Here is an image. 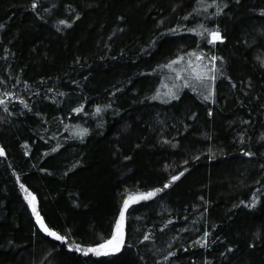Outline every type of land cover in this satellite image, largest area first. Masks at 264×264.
Masks as SVG:
<instances>
[{"label":"trees","instance_id":"obj_1","mask_svg":"<svg viewBox=\"0 0 264 264\" xmlns=\"http://www.w3.org/2000/svg\"><path fill=\"white\" fill-rule=\"evenodd\" d=\"M0 150V264H264V0H0Z\"/></svg>","mask_w":264,"mask_h":264},{"label":"rangeland","instance_id":"obj_2","mask_svg":"<svg viewBox=\"0 0 264 264\" xmlns=\"http://www.w3.org/2000/svg\"><path fill=\"white\" fill-rule=\"evenodd\" d=\"M216 38V37H215ZM137 198V196H131V197H129L128 199H127V201L128 202H130L131 200H134V199H136ZM127 202V203H128ZM120 225H121V221H120ZM118 245V239H116V240H113L112 241V243L110 244V247H112V248H114V247H116Z\"/></svg>","mask_w":264,"mask_h":264},{"label":"snow or ice","instance_id":"obj_3","mask_svg":"<svg viewBox=\"0 0 264 264\" xmlns=\"http://www.w3.org/2000/svg\"><path fill=\"white\" fill-rule=\"evenodd\" d=\"M217 38H219L218 37V34H217ZM0 154H2V150H0ZM173 179H176V177H173ZM45 230H47V229H45ZM51 234L54 235V236H56L55 233H51ZM56 238L57 239H64L63 237H60V236H56ZM107 243L108 244H111L112 242L111 241H108ZM101 247H104V245H101ZM89 251H95V249H89Z\"/></svg>","mask_w":264,"mask_h":264},{"label":"water","instance_id":"obj_4","mask_svg":"<svg viewBox=\"0 0 264 264\" xmlns=\"http://www.w3.org/2000/svg\"><path fill=\"white\" fill-rule=\"evenodd\" d=\"M43 222V221H42ZM44 223V222H43Z\"/></svg>","mask_w":264,"mask_h":264}]
</instances>
